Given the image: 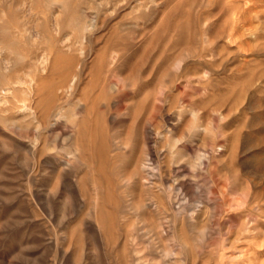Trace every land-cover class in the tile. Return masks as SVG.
<instances>
[{"label":"rangeland","instance_id":"obj_1","mask_svg":"<svg viewBox=\"0 0 264 264\" xmlns=\"http://www.w3.org/2000/svg\"><path fill=\"white\" fill-rule=\"evenodd\" d=\"M263 246L264 0H0V264Z\"/></svg>","mask_w":264,"mask_h":264},{"label":"bare ground","instance_id":"obj_2","mask_svg":"<svg viewBox=\"0 0 264 264\" xmlns=\"http://www.w3.org/2000/svg\"><path fill=\"white\" fill-rule=\"evenodd\" d=\"M227 2V1H226ZM247 2V1H246ZM245 5V4H244ZM208 6V5H207ZM211 9V8H210ZM250 9V8H249ZM255 11V10H254ZM201 16H202V14H201ZM197 18V17H196ZM234 18V17H233ZM214 20H216V19H214ZM203 21V20H202ZM56 22V21H55ZM58 24V23H57ZM204 24V23H203ZM202 24V25H203ZM198 25V24H197ZM199 25H200V21H199ZM198 25V26H199ZM206 25V24H205ZM202 28V27H201ZM211 29V28H210ZM233 33V32H232ZM238 34V33H237ZM234 36V35H233ZM231 38V37H230ZM209 39V38H208ZM231 39H233V38H231ZM231 41V40H230ZM91 44V43H90ZM201 49V48H200ZM199 51V50H198ZM216 56V55H215ZM198 57V56H197ZM216 58V57H215ZM52 87V86H51ZM51 91V90H50ZM52 92V91H51ZM41 93V92H40ZM38 95H39V93H38ZM51 99V98H50ZM55 99V98H54ZM3 103V102H2ZM46 107V106H45ZM250 230V229H249ZM248 230V231H249ZM181 237V236H180ZM248 239V238H247ZM244 240V239H243ZM255 241V240H254ZM249 242V241H248ZM243 243H244V241H243ZM246 243V242H245ZM260 243V242H259ZM242 244V243H241ZM240 244V245H241ZM188 245V244H187ZM245 245V244H244ZM248 245V244H247ZM258 245V244H257ZM222 246V245H221ZM253 247V246H252ZM264 247V246H263ZM242 248V247H241ZM257 249H258V246L256 247ZM261 249V248H260ZM264 249V248H263ZM250 250V249H249ZM248 250V251H249ZM255 250V249H254ZM171 251V250H170ZM261 251V250H260ZM246 252V251H245ZM249 253V252H248ZM251 253V252H250ZM253 253H254V256H255V252L253 251ZM257 253V252H256ZM173 254V253H172ZM241 254V253H240ZM240 254H238L239 256H240ZM264 254V253H263ZM248 256H249V254H248ZM252 256V255H251ZM238 257V256H237ZM257 257V256H256ZM259 257V256H258ZM254 258V257H253ZM255 260V259H254ZM251 262V261H250ZM253 262V261H252ZM242 263H244V262H242ZM240 264V263H239Z\"/></svg>","mask_w":264,"mask_h":264}]
</instances>
